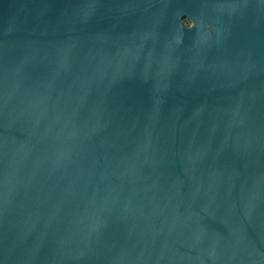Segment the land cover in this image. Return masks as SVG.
<instances>
[{"label":"water","instance_id":"obj_1","mask_svg":"<svg viewBox=\"0 0 264 264\" xmlns=\"http://www.w3.org/2000/svg\"><path fill=\"white\" fill-rule=\"evenodd\" d=\"M0 264H264V0H0Z\"/></svg>","mask_w":264,"mask_h":264}]
</instances>
